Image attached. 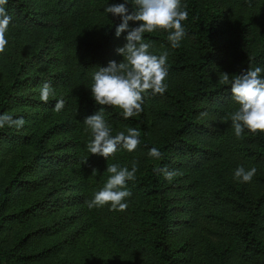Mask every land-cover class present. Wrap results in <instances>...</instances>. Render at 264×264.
I'll return each mask as SVG.
<instances>
[{
    "label": "rangeland",
    "instance_id": "1",
    "mask_svg": "<svg viewBox=\"0 0 264 264\" xmlns=\"http://www.w3.org/2000/svg\"><path fill=\"white\" fill-rule=\"evenodd\" d=\"M188 2L202 19L212 18V68L232 73L234 56L239 52L251 56L247 69L264 68V52L257 49L260 42L264 43V20L253 18V11L239 8L237 0ZM26 3L37 11L41 23L27 31L9 27L8 44L0 54L4 77L18 79L5 113L26 121L20 129L6 125L0 136V245L9 250L11 264H149L139 251L118 243L113 231L114 211L87 206L92 193L105 185L110 175L108 165L127 167L129 152L118 147L114 155L104 158L102 180L96 188L90 183L88 170L77 155V131L72 124L77 110L71 103L68 84L61 78L58 20L49 10L50 0ZM184 4L189 14L187 2ZM182 24L185 28L186 21ZM188 40L186 32L181 42ZM45 82L54 92L47 103L40 100ZM60 99L64 107L55 111ZM147 106L145 99L142 108ZM228 106L232 107L230 103ZM227 110L203 115L201 131L189 136L207 151H214L211 156L194 166L185 155L171 154L165 168L179 175L172 181L161 175L167 239L177 257L175 264H197L204 205L199 196L206 171L227 170L234 176L238 166L246 170L254 167L251 161L228 150L215 133ZM108 125L111 133L133 128L119 120ZM213 242L221 264H248L223 249L225 242L219 237H213Z\"/></svg>",
    "mask_w": 264,
    "mask_h": 264
},
{
    "label": "trees",
    "instance_id": "2",
    "mask_svg": "<svg viewBox=\"0 0 264 264\" xmlns=\"http://www.w3.org/2000/svg\"><path fill=\"white\" fill-rule=\"evenodd\" d=\"M188 1L182 0V4L187 2L190 12L185 20L189 36L186 44L181 42L179 47L172 48L164 33L144 34L152 54L168 52L167 90L163 95L149 93L145 97L147 108L137 116L124 119L121 109L95 104L90 88L93 74L100 67L108 66L109 61L123 59L116 49L127 42V31L119 37L115 34L122 18L104 9L111 4L125 3L128 12L132 13L138 6L131 0H50L49 10L56 16L61 32L59 59L63 74L60 75L68 84L71 103L77 110L72 124L77 131L78 159L87 168L89 181L96 188L102 180L104 157L90 153L88 144L93 137L84 120L101 108L108 124L119 120L139 130L140 144L135 151L129 152L127 164L131 170L132 162H138L136 179L127 182L132 195L126 199L125 211H114L113 231L115 229L119 244L139 251L149 264H175L177 257L167 239L168 216L162 173L153 169L165 168L174 153L185 155L194 166L211 156L214 151H207L189 136L202 129V114L209 111L221 114L228 109L225 121H221L215 133L228 150L251 161L257 172L251 182L244 183L235 180L227 170L206 171L199 196L204 205L199 229L200 255L196 263L221 264L213 242V237H219L225 242L223 249L248 264H264V133L253 134L245 129L243 138L236 137L230 113L239 106L232 97L230 84L219 83L221 68H212V18L202 19ZM237 3L239 8L253 11V18L257 16L264 20V0H237ZM4 7L12 17L9 27L17 31H27L28 27L41 23L39 14L26 0H7ZM138 23L129 21V29ZM257 49L264 52V43L260 42ZM234 58L230 79L247 69L251 56L239 52ZM1 67L0 114H4L18 79H6L4 67ZM229 103L232 107L228 106ZM124 132L127 134V130ZM2 133L0 128V136ZM111 134L115 136L117 132ZM152 147L162 153L160 159L148 155ZM96 192L92 193L93 198ZM103 207L110 209V205ZM9 255V250L0 245V264H11Z\"/></svg>",
    "mask_w": 264,
    "mask_h": 264
},
{
    "label": "clouds",
    "instance_id": "3",
    "mask_svg": "<svg viewBox=\"0 0 264 264\" xmlns=\"http://www.w3.org/2000/svg\"><path fill=\"white\" fill-rule=\"evenodd\" d=\"M138 6L137 10L129 13L125 3L108 5L104 10L114 16H120L122 22L116 26L117 37L127 31L126 43L118 47L116 52L123 59L120 62L109 61L108 66L100 67L93 74L91 84V97L95 104L112 106L122 110L124 119L139 115L145 97L151 95H163L167 90L165 83L168 75V52L160 55L152 54L151 45L145 42L144 34L158 30L168 33L167 40L172 48L180 46L186 35L182 21L187 20L188 12L182 0H131ZM7 0H0V54L4 53L8 44L6 33L12 21V17L6 12L4 5ZM129 21L139 22L137 26L129 29ZM264 68L255 67L243 70L239 75L230 79L229 73L222 72L219 83L231 86L232 97L238 108L230 113V120L237 138H243L245 129L253 134L264 133ZM54 92L50 83L45 82L40 89V100L43 103L49 101ZM64 107L63 99L54 105L55 111ZM204 115V114H202ZM26 121L23 117L13 118L11 115L0 114V128L6 125L22 128ZM84 123L91 130L93 139L88 144L91 154L107 159L116 153L118 146H122L128 152H133L140 144V132L136 128L129 127L127 134L121 131L115 136L103 116V108L99 112L85 117ZM148 155L154 159H160L162 153L156 148H150ZM87 160L84 161L86 163ZM138 162L133 161L131 170L118 164L107 167L110 174L102 189L97 191L94 198L86 201L89 209L110 205V210L125 211L126 199L132 193L127 187V182L136 179ZM154 172L163 173L165 179L172 181L179 175L176 171L167 168H154ZM257 169L252 167L246 170L238 166L234 172V179L240 182H251Z\"/></svg>",
    "mask_w": 264,
    "mask_h": 264
}]
</instances>
